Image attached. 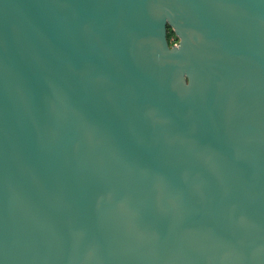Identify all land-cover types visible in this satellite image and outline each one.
<instances>
[{"label": "water", "instance_id": "95a60500", "mask_svg": "<svg viewBox=\"0 0 264 264\" xmlns=\"http://www.w3.org/2000/svg\"><path fill=\"white\" fill-rule=\"evenodd\" d=\"M0 264H264V0H0Z\"/></svg>", "mask_w": 264, "mask_h": 264}, {"label": "trees", "instance_id": "16d2710c", "mask_svg": "<svg viewBox=\"0 0 264 264\" xmlns=\"http://www.w3.org/2000/svg\"><path fill=\"white\" fill-rule=\"evenodd\" d=\"M166 38H167V41L169 43V46L173 45V42H171V39H174V41L176 43L178 42L177 37L175 36L174 32L172 31V29L170 27H167Z\"/></svg>", "mask_w": 264, "mask_h": 264}, {"label": "rangeland", "instance_id": "374dc122", "mask_svg": "<svg viewBox=\"0 0 264 264\" xmlns=\"http://www.w3.org/2000/svg\"><path fill=\"white\" fill-rule=\"evenodd\" d=\"M171 42H173V45H176L177 43L174 41V39H171ZM172 45V46H173Z\"/></svg>", "mask_w": 264, "mask_h": 264}]
</instances>
